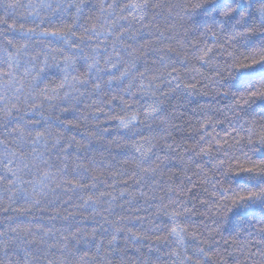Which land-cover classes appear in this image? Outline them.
<instances>
[{"label":"snow or ice","instance_id":"obj_1","mask_svg":"<svg viewBox=\"0 0 264 264\" xmlns=\"http://www.w3.org/2000/svg\"><path fill=\"white\" fill-rule=\"evenodd\" d=\"M87 3L88 0L29 3L27 8L33 18L25 17L19 26L15 20L9 22L10 16H0V132L4 136L0 139V184L11 190L8 207L3 211L7 213L11 208L18 213V217L9 220H18L40 206L41 200L34 194L35 181H23L20 173L29 164L37 168L42 164V191L49 180L59 177L62 184L57 187L63 186L64 192L73 193L80 201L74 205L76 208H91L93 219L100 216L104 223L112 225L113 233L107 241L110 250L103 258L106 264H112L108 257L117 250L120 233L127 231L133 240L149 239V229H125L98 210L102 198L112 196L98 188V182L106 183L102 179L104 168L93 166L91 160L86 163L78 155L70 167L69 149L73 145L77 153H87L93 144H100L109 154L113 147L131 150L128 158L120 162H131L138 169L137 184L163 174L162 165L175 155L184 161L188 181L185 185L181 180L177 187L184 193L196 188L206 194L199 200L203 211L180 199V193L162 206L163 210L175 206L171 210H156L157 216L165 215L170 221L163 225L166 232L157 235L155 242L171 241L176 245L168 253L175 258L172 264H216L224 245L238 246L239 227L235 235L228 237L220 231L222 220L229 216H235L238 222L251 217L261 234L257 243L264 242V0H184L181 4L163 0H94L93 14H86ZM19 5L20 0H15L3 6L7 12ZM177 7L188 13L191 23L173 45L164 42L174 37H166L167 28L157 22V10L166 8L171 14ZM199 9H204L203 19L195 21L192 13ZM151 28H155L154 39L141 42L140 34ZM149 51L157 54L151 63ZM53 69L55 73L50 74ZM189 73L196 75L186 79ZM197 91L213 95L216 106L210 110L202 106L203 115L197 124L185 121L195 135L190 131L188 138L178 136L176 133L185 129L173 121V115L178 113L175 101ZM80 105L83 109L73 120L49 114L51 110L76 112ZM110 124L114 128L108 127ZM82 126V139L68 135L71 129ZM186 153H195L201 162L196 163L192 157L184 160ZM193 164L195 181L187 175ZM22 183H32V192L17 187ZM168 191L174 189L169 186ZM17 193L24 198V206L19 208L13 207ZM125 195L121 191L120 196ZM71 199L70 196L68 200ZM59 215L56 212L51 219ZM197 216L211 219L218 226L212 228L201 220L199 223L207 230L205 237ZM63 219L67 221L69 216ZM149 224L161 227L154 221ZM18 229L32 232L29 225L21 227L20 223L10 230L19 234ZM37 231L43 235L37 240L33 234L29 244L47 243L44 237L60 232V240L50 247L75 256L79 248H69L68 243L60 247V241H74L77 246L90 244L96 240L97 229L84 234L78 227L71 230V225L63 229L53 225L41 226ZM217 235L220 239H216ZM6 236L5 231H0V237ZM190 241L196 244L191 245ZM102 243L95 244L96 252L91 255L83 252L78 264H89L101 252ZM8 245V239L0 241L5 256ZM189 247L197 257L194 261L187 254ZM156 250L149 247L150 252ZM249 256L260 257L253 259L252 264H264V246L255 253L249 252ZM48 264H65V258ZM119 264L126 262L121 259Z\"/></svg>","mask_w":264,"mask_h":264},{"label":"trees","instance_id":"obj_2","mask_svg":"<svg viewBox=\"0 0 264 264\" xmlns=\"http://www.w3.org/2000/svg\"><path fill=\"white\" fill-rule=\"evenodd\" d=\"M9 2H15V0H0V16H10V21L15 20L17 26L19 23L25 22V17L31 20L33 17L30 15V11L27 8L29 3L39 4L41 0H20V5L15 9H7L5 11L4 4ZM164 3H174L181 4L184 0H163ZM96 9L94 7V0H88L85 12L86 14L95 13ZM160 15L157 18V22L161 24L162 27L167 28L165 33L166 37H174V39H166L165 43H171L176 45V40L183 37L186 28L189 27L190 21L187 20L188 13H186L182 8H175L172 10L171 14L168 13L167 9H158ZM204 9L195 10L193 15V20L199 21L203 19ZM30 26V25H28ZM139 27V24L136 25ZM6 27V26H2ZM155 32V28L144 29L140 34V41L144 42L147 40L154 39L152 35ZM12 35H15L13 33ZM103 37H101V40ZM114 39L109 37V42ZM95 42V37L93 38ZM88 50L87 48L85 49ZM157 58L155 52H148V60ZM177 66L180 67L179 61H177ZM55 73V69L51 70L50 74ZM196 75L195 73H189L186 79H190L191 76ZM199 88V86H198ZM178 107V113L173 115V121L176 124L183 125L185 131L177 132L178 136L189 137V132L195 135L194 130L189 129V125L185 121H190L191 124H197L198 120L202 117L203 111L202 106H206L209 110L216 106V101L213 95H202L199 91L194 92L191 96H181L177 101H175ZM83 109V105H80L76 112L60 113L57 110H51L49 113L53 117L60 115L63 120H73L79 115V112ZM20 113L19 115H22ZM39 119V117H35ZM28 117H25L27 120ZM23 123V121H21ZM57 127L60 125L57 124ZM90 127V125L88 126ZM110 128H114V125H108ZM85 131V126L81 128H73L68 132L69 136H75L77 140L83 138ZM112 134V133H110ZM3 133L0 132V139H3ZM9 141L11 137L7 138ZM190 142V141H189ZM12 145L10 144V147ZM111 154L100 144H93L92 150L85 153L84 151L76 152L75 145L69 149L72 154L69 158V165L72 166V161L78 155L83 158L84 162H89L91 160L93 166H97L105 169V175L102 178L106 181L105 184H100L98 182L99 190L106 193H111L116 199L112 200V196H105L102 198L101 204L98 205V210L107 215L109 221L119 222L120 226L125 229H131L132 231L144 232L145 229H149L148 236L149 239L144 240H133L130 233L127 231L122 232L117 237V243L115 247L116 251L112 253L108 259L111 260L112 264H119L121 259H123L126 264H172L175 259L171 257L168 253L171 249L175 248L176 245L169 242H155V237L157 235H163L166 229L163 225L170 223L167 216L160 215L157 216V208H161L164 204H168L169 198H177V193H180V199L188 200L189 206L195 204L197 209L200 211L204 210V207L199 204V200L203 198L206 194L202 189L194 188L191 192H182L181 187H177L181 180H184L185 185L188 181L185 180V163L175 155L169 161H166L163 174H156L150 179L146 178L145 181H141L140 184L136 183L138 179V169L134 167L133 163L122 164L123 161L128 158L130 149L121 148L116 149L113 147ZM95 153V158L92 159ZM103 153V155H101ZM115 157V159L113 158ZM192 157L196 163L201 162L199 157L195 156V153L184 154V160ZM154 159V157H153ZM52 160L59 164V160L52 156ZM103 161V162H102ZM207 167V166H206ZM44 165H40L39 168L29 164V168L25 169L20 173L23 181H35L38 182L35 187L40 188L39 178L42 175V169ZM196 171L195 164L187 169V175L192 176V180L195 181L197 177L192 175ZM110 173H116V175H110ZM0 171V175H2ZM172 176V179H169ZM127 180L128 183L125 184L123 181ZM48 186L43 189V192L37 198L41 200V204L37 208H32L31 212L25 213L18 220H9V217H18V213L12 211L9 208L8 212L5 213L3 209L8 207L9 200L8 196L11 195L10 186L6 184H0V231H5L7 233L6 237H0V241L4 239L9 240V252L5 256L2 248H0V264H24L25 261L30 262V264H48L49 261H58L62 257L65 258V264H78L80 255L87 251L89 254L96 252L95 244H101V252L96 254L89 264H106L103 259L106 255V251L110 248L107 244L108 239L111 238L113 233L112 225L109 223H104L100 216H96L95 219L92 218L91 208H76L74 205L80 203L77 196L71 192H64L63 186L57 187L58 183L62 184L59 177L49 180ZM107 184H113V187H107ZM171 186L174 191L169 192L168 188ZM17 187H21L24 192L30 193L34 185L32 183H22L18 184ZM121 191L126 193L125 196H120ZM146 193L147 195H141V193ZM71 200H68L69 197ZM65 201H68L65 203ZM24 206L23 194L17 193L15 198V203L13 207L19 208ZM111 207V212H105L104 209ZM169 209L163 211H169ZM40 209H44L43 211ZM139 209V211H137ZM56 212L60 215L56 216L55 219H51ZM70 213H76L77 215L71 216ZM64 216H69V219L65 221ZM84 217H88L87 220ZM141 217L142 219H137ZM197 223L201 220H205L212 228H216L218 225L213 224L211 219L206 217H195ZM149 221H154L155 224L161 227L156 228ZM20 223L21 227L29 225L32 229L31 233L21 232L18 229L19 234L12 232L10 229L16 227V224ZM103 224V227L100 225ZM63 229L66 226L71 225V230H75L77 227L84 230V234L90 233L93 228L97 229L96 240L92 241L90 244L81 243L76 245L74 241H60V247L64 243H68L69 248H79V252L75 256H69L67 252L61 253L59 247H50L52 244H56L60 240V232H57L54 237H44L47 243H35L29 244L28 241L33 239V234L35 238L39 240L43 233L38 232L37 229L41 226L53 227ZM200 230L204 232V236H207V230L204 224L199 223ZM239 227L240 236L239 239L241 243L237 245H224L220 249L219 256L216 257V264H252V260H259V256H249V252L255 253L260 247L264 246V242L257 243L261 241V234L258 233L255 221L249 217L248 221L238 222L235 216H229L226 220H222V227L220 231L223 236L228 237L230 235H235V229ZM107 229V231H105ZM55 230V229H54ZM204 238V237H202ZM216 239H220L217 235ZM191 245H195L196 241H190ZM149 247L157 249L156 251H149ZM139 249V251H137ZM188 255L192 256L193 261L197 259L192 248L189 247ZM202 258V257H201ZM191 264V262H189Z\"/></svg>","mask_w":264,"mask_h":264},{"label":"clouds","instance_id":"obj_3","mask_svg":"<svg viewBox=\"0 0 264 264\" xmlns=\"http://www.w3.org/2000/svg\"><path fill=\"white\" fill-rule=\"evenodd\" d=\"M124 135H127V133H123ZM38 182H34V184L36 185ZM42 190L38 187H36V192L34 193L37 197L40 196L42 194Z\"/></svg>","mask_w":264,"mask_h":264}]
</instances>
